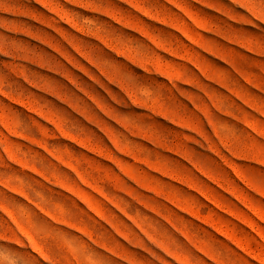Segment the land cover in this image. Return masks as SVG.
<instances>
[{"label":"rangeland","instance_id":"rangeland-1","mask_svg":"<svg viewBox=\"0 0 264 264\" xmlns=\"http://www.w3.org/2000/svg\"><path fill=\"white\" fill-rule=\"evenodd\" d=\"M0 264H264V0H0Z\"/></svg>","mask_w":264,"mask_h":264}]
</instances>
